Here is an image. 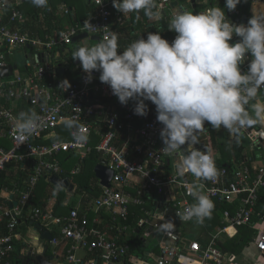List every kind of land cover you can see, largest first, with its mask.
Instances as JSON below:
<instances>
[{
	"label": "built area",
	"instance_id": "obj_1",
	"mask_svg": "<svg viewBox=\"0 0 264 264\" xmlns=\"http://www.w3.org/2000/svg\"><path fill=\"white\" fill-rule=\"evenodd\" d=\"M87 1L91 12L86 21L95 29L85 27V21L42 42L23 30L27 22L25 15L10 6L9 0H0V69L13 65L12 49L29 46L46 51L25 56L22 71L18 72L16 66L11 75L0 76V176L4 173L12 178L11 189L6 186L0 189V264H35L27 262L28 253L41 254L45 247L39 249V242L45 241L33 225L30 226L31 222L51 234L58 233L59 238L53 237L49 248L55 255L59 245L69 246L65 258L70 264H234L233 256L222 251L219 245L235 237L242 227L252 229L254 234L249 243L264 254V229L259 227L264 224V213L257 211L264 202L263 140L254 129L248 130L251 139L260 141V147L248 155L244 153L243 160L233 155L228 165L215 163L216 177L199 181L204 184L202 194L214 203L212 211L218 222L215 228L208 229L207 217L202 222L196 218L180 220L177 214L196 203L188 186L197 181L191 173L178 174L184 152L162 153L160 131L163 126L156 119L155 105L146 101L148 114L135 115V102L130 100L126 106L121 105L109 86L100 82L99 72L92 73L89 83L80 64L70 68L72 60L64 61L70 55L49 53L53 48L69 45L79 35L97 36L100 40L110 30L119 35V51H123L122 42L133 37V34L123 37L120 33L130 14L118 12L112 0ZM174 2L178 7L179 0H157L155 11L159 14L153 20L158 22L167 13L164 18L171 21L177 8H172ZM185 2L195 10L194 14L218 6L235 24L242 23L247 2L250 8L262 5L264 12L262 0H241L232 12L225 8V0ZM39 9L40 13L45 10ZM61 10L69 14L66 5H62ZM248 20L247 16L243 24ZM176 35L172 31L170 43ZM239 39L234 36L229 43ZM3 47L9 51L5 49L7 53H1ZM5 54L9 55V64ZM246 57L242 72L247 71L251 60L250 54ZM58 65L64 68L63 75L57 72ZM66 71L70 76L76 75L78 80L69 81ZM64 80L70 87H60ZM260 96L264 98V91ZM31 111L40 117L39 127L34 134L23 138L16 129L17 119L21 112ZM65 117L74 119L78 127L66 128ZM205 129L199 133L200 143L195 147L200 151L207 148L214 162L218 159V146L213 145L211 137L224 133L228 142L240 145V140L237 142L223 128L216 131L206 122ZM246 131L243 136L248 135ZM76 135L86 139L76 142ZM186 147L182 146V150ZM91 156L99 159L97 165L111 171L108 189L101 186L95 176L90 182L91 192L79 191L74 183ZM51 176L68 178L75 185L73 195H78L73 206L63 201L62 212L58 213L54 212L51 202L54 198L48 199L44 207H33L30 202L40 180L48 183ZM96 189L99 192L95 196L92 191ZM13 203L16 205L10 207ZM168 221L175 225L171 234L159 227ZM195 226L200 227L201 232L188 240L187 235ZM133 243L143 248L140 255L134 257L130 255ZM77 252L87 255L88 259L76 257ZM12 254L17 261L9 260Z\"/></svg>",
	"mask_w": 264,
	"mask_h": 264
},
{
	"label": "clouds",
	"instance_id": "obj_2",
	"mask_svg": "<svg viewBox=\"0 0 264 264\" xmlns=\"http://www.w3.org/2000/svg\"><path fill=\"white\" fill-rule=\"evenodd\" d=\"M30 3L37 8L48 6V0ZM240 3L225 0V8L232 12ZM112 6L124 15L134 13L137 19L141 10L151 20L159 14L157 0H112ZM151 20L149 26L154 24ZM84 26L95 29L87 21ZM168 30L177 34L171 43L160 32H150L122 52L119 35L110 30L95 46L78 47L72 59L80 62L87 82L93 72H99L100 82L109 86L121 105L134 101L135 115L148 114L146 101L155 105L156 119L163 126L162 153L184 152L178 174L191 173L197 181L188 186L196 203L177 215L182 221L196 218L202 222L211 215L214 203L202 194L204 184L199 181L215 178L218 171L207 148L195 147L200 143L199 133L206 130L205 123L216 131L223 128L237 142L246 130L264 125V98L260 96L264 91V15H253L245 25L230 22L218 6L197 14L182 11L173 15ZM234 36L240 39L230 44ZM246 54L251 60L242 72ZM61 86L70 84L64 80ZM39 120L35 111L21 112L16 123L20 136L34 134ZM64 126L78 127L70 117L64 118ZM74 139L83 142L86 137L76 135ZM159 227L171 234L175 225L168 221Z\"/></svg>",
	"mask_w": 264,
	"mask_h": 264
},
{
	"label": "trees",
	"instance_id": "obj_3",
	"mask_svg": "<svg viewBox=\"0 0 264 264\" xmlns=\"http://www.w3.org/2000/svg\"><path fill=\"white\" fill-rule=\"evenodd\" d=\"M66 1V0H64ZM264 1V0H262ZM10 6H8L7 9H9ZM249 8H250V3H246L244 9H243V14L248 16V12H249ZM70 15V10H69V14ZM35 16V15H34ZM164 17L167 16H163L159 22L158 25L155 26V24H152V26H149V21L151 19H149L148 17H146L143 13V10H141L140 15H139V19L136 18V15L134 13H131L124 25V27L120 30V33L123 35H130L133 34V38L131 37V41L128 43L127 46H129L133 41L138 40L140 38H142V35L144 34L145 29L151 31L152 33H156V32H160L162 38L168 40L170 42V38H171V33L172 31L168 30V25L170 23L169 18L165 20ZM89 18V16H88ZM79 20V18H75L72 21L73 23H76ZM25 28V29H24ZM23 30H26V25L24 26ZM76 43H70L69 45H66L64 47H58V48H53L49 51V53H59L60 56L67 54L70 55V57L72 58V54L73 52L77 49V47H74ZM126 46V47H127ZM67 51V53H65ZM66 76L68 77L69 81H77L78 77L76 75L74 76H70L69 75V71H66ZM255 127V126H254ZM250 130V129H248ZM248 130L246 131V133H248V135H246V137L248 139H250L253 144H254V149H257L260 147V141L256 140V139H251V136L249 135ZM212 138L213 141V145L219 146L214 142V138ZM244 148L241 145H233L231 147V151L233 154H238V152H243ZM244 153L242 154L240 160H243L244 158ZM221 159V158H220ZM220 159H216L215 163L217 166H223L224 164L228 165L227 162H224V164H220ZM98 158L95 157H90L88 159V161L85 162V166L82 170V173H80L78 176L75 177V183L78 185V189L79 191L82 190H86L88 192H91L90 189V185H91V179L94 178V173H93V169L94 167L97 165L98 163ZM95 180V178H94ZM18 181V180H17ZM11 183H12V178L6 176V174H2L0 176V189L3 188V186L8 187L9 189H11ZM49 186V184L45 181V180H40V182L38 183L37 187H36V191L34 193V197L31 199V205L33 207H44L47 204L48 199L50 198V194L49 192H47L46 187ZM94 192V195L96 196L97 193L99 192V189H96V191H92V193ZM53 197L56 198V202L54 205V212L58 213L57 211L62 212V210H60L61 205L63 203V194L60 192L58 194L54 193ZM71 206H73V204H71ZM258 212H260L261 214L264 213V203L260 204V206L257 209ZM256 222V218L253 220V223ZM206 225L208 227L209 230H212L213 228H215L218 225L217 222V216L216 213L214 211L211 212V215L209 217H207L206 220ZM259 227L261 229H264V224H260ZM54 238H59L58 233L54 232L52 233ZM254 234V232L252 231V229H250L249 227H242L238 229V234L231 238V239H227L225 240L222 244L219 245V248L224 251L225 253H229L230 256H238L240 255V253L242 252V250L247 247L250 243L251 240V236ZM46 247H47V251L46 254L47 255H51V250L49 248V244L46 243ZM69 246L66 247L65 250H67ZM141 249H143L138 243H133V245L130 247V255L131 256H138L140 255V251H142ZM66 252V251H65ZM15 254L10 255L9 260L13 261H17V258H15ZM59 263H65V255H63L62 257H60L59 259ZM28 263H35L34 259L32 258H27Z\"/></svg>",
	"mask_w": 264,
	"mask_h": 264
},
{
	"label": "crops",
	"instance_id": "obj_4",
	"mask_svg": "<svg viewBox=\"0 0 264 264\" xmlns=\"http://www.w3.org/2000/svg\"><path fill=\"white\" fill-rule=\"evenodd\" d=\"M10 6H15L17 9L25 15L27 18L26 22V30L25 33H27L31 38L33 39H38L42 42L46 41V38H54L59 32L63 31L64 29L68 27H72L76 24H82L84 23L87 19L88 16L91 12L88 1L87 0H48V6L45 8L44 11L41 12V10L35 6H33L30 3V0H9ZM62 5H66L68 10H70V15H65L63 11L61 10ZM260 5V4H257ZM257 5H254L250 8L249 13L252 14V9H254ZM263 11V10H262ZM35 15V16H34ZM253 15V14H252ZM264 15V12H263ZM75 18H79V20L76 23L72 24V21ZM25 29V28H24ZM128 35V34H127ZM125 37V35H123ZM120 37V40L121 38ZM133 38V37H132ZM124 39V38H123ZM131 41L128 39V41L122 42L124 47L128 45V43ZM84 40L81 42H76L74 47H83L81 46L83 44ZM74 44V43H73ZM90 47V46H88ZM34 48L32 52L29 51V49ZM29 47V48H18L17 50H20V52H23L24 56H28L31 54V56L34 53H45L44 49L41 47ZM6 48L1 49L4 50ZM9 51L8 49H6ZM6 51V52H7ZM29 51V52H28ZM122 52V51H120ZM11 53V52H10ZM67 53V51L65 52ZM254 150H251L250 153H252ZM246 155L248 154L247 152H244ZM249 153V154H250ZM49 184V183H48ZM73 185V184H72ZM75 186V185H74ZM49 187H52L49 185ZM53 188V187H52ZM50 198H54L53 194L55 193V189L53 188V191L50 190ZM64 192V191H62ZM66 194V197L64 199V202H70L73 199L72 196L75 197V195L69 194L67 192H64ZM54 201H51L52 204L55 205L56 198L53 199ZM48 203V202H47ZM77 203V202H76ZM76 203H73L75 205ZM33 236V234H32ZM46 241L45 243L39 244V249H42L43 247H46ZM66 247L64 245H59L58 248L55 249L56 254L54 255L57 257L56 260H54V264H70L67 261L65 263H59V256L65 255V250ZM41 251V250H40ZM53 255V254H52ZM76 257H80L83 260H87L88 256L82 253V252H77ZM59 258V259H58ZM66 260V258H65ZM233 263L234 264H264V254L259 253L253 246L250 244L245 247L240 255L238 256H233Z\"/></svg>",
	"mask_w": 264,
	"mask_h": 264
},
{
	"label": "rangeland",
	"instance_id": "obj_5",
	"mask_svg": "<svg viewBox=\"0 0 264 264\" xmlns=\"http://www.w3.org/2000/svg\"><path fill=\"white\" fill-rule=\"evenodd\" d=\"M262 10H263L262 5H257L254 9H252V14L253 15H263V11ZM182 11H191V12H193V14L195 13V10L186 2H179V5L176 8V11L174 12V14H177L178 12H182ZM168 12H171V11H168ZM252 14L248 12L249 19L253 16ZM165 15L167 16L168 14L166 13ZM151 22H153L155 24V26L158 25V22H154L153 19L151 20ZM150 32L151 31L145 29L144 34L142 35V38L146 39L148 33H150ZM93 44H94V42L90 41V39H85L81 46H83V47H88V46L92 47ZM125 48L126 47H124L123 50ZM32 50H34V48L29 49L30 52H32ZM11 53H12L11 54V64L16 65L18 67V72L22 71V69L25 66V56H24L23 52H20V50H17V49H12ZM75 61H77V60H73L72 59V62H69L70 68H72L74 66ZM251 129H254V131L257 133L258 138H261L263 140V143H264V125H256L255 127L251 128ZM209 130H210V128H209ZM214 141L215 142L218 141L217 144L219 143V146L217 147L216 152L218 154V159L221 158L220 159V162H221L220 164H224V162L230 163L229 159L233 155L235 157H237L238 159H240L244 152H247L249 154L251 150H254L253 142L250 139H248L246 136H242L240 138V145L244 148V150H243V152H238V154H233L232 153L231 147L233 145H232V143L228 142V140H227V138H226L224 133H222V134L218 133L217 135H215L214 136ZM207 142H210V139H208ZM213 156L215 157L216 154H213ZM93 180H94V178H92L90 181H93ZM74 183H75V181H74ZM46 189L48 191H50V190L53 191V188L49 187V186H47ZM61 193L63 194V200H64L65 197H66V194L64 192H62V191H61ZM77 196L78 195H75V197L72 196L74 200L71 201V204L77 202V200H78ZM200 232H201V228L200 227H198V226L193 227L192 230H191V233L189 235H187L188 236L187 237L188 240H191L193 238V236H195L197 233H200ZM30 235H31V233H30ZM42 242L43 241H40L39 243L42 244ZM43 243H45V242H43ZM60 257L61 256H59V258Z\"/></svg>",
	"mask_w": 264,
	"mask_h": 264
},
{
	"label": "water",
	"instance_id": "obj_6",
	"mask_svg": "<svg viewBox=\"0 0 264 264\" xmlns=\"http://www.w3.org/2000/svg\"><path fill=\"white\" fill-rule=\"evenodd\" d=\"M180 2H185L187 0H179ZM196 2H198V0H195ZM177 7V3L174 2L172 3V8ZM247 19L246 15H243L241 17V22L245 23ZM85 39H90V41L92 42H97L99 40V38L97 36H91L88 37L87 34H82L79 35L75 38L72 39L71 43H76V42H81ZM26 48H29V46H27ZM3 53H7L6 50H2ZM48 61V59H46ZM72 58L70 56H67L64 58V61H71ZM5 61L6 63H10V58L8 54H5ZM80 64V62L77 60L75 61L74 65L78 66ZM58 73L59 75H63L64 73V68L61 67L60 65H58ZM16 69V65H8L6 68H1L0 69V76L1 77H7L9 75L12 74L13 70ZM93 173L96 179H98L100 181L101 186L105 187V188H109L110 185V180L112 178V173L111 171H109L108 169H106L103 165L98 164L94 167L93 169ZM48 183L49 185H51L54 189H55V193L58 194L61 191L65 190L67 193L72 194L73 193V189L74 186L71 184L70 180L68 178H59L57 176H51L48 179ZM16 203H13L10 205V207L15 206ZM33 225V228L36 232L39 233L40 237L46 241L47 243L51 242L53 240V236L52 234L47 230L44 229L42 226L38 225V224H33L32 222L30 223V226ZM47 251V247H45L42 251L41 254L39 255H32L31 251L28 253V256L32 259H34L35 264H54V260L57 259V257H55L54 255H47L46 254ZM28 262V261H27Z\"/></svg>",
	"mask_w": 264,
	"mask_h": 264
}]
</instances>
